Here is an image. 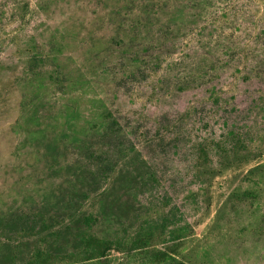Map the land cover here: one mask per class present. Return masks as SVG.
Listing matches in <instances>:
<instances>
[{
	"label": "rangeland",
	"instance_id": "374dc122",
	"mask_svg": "<svg viewBox=\"0 0 264 264\" xmlns=\"http://www.w3.org/2000/svg\"><path fill=\"white\" fill-rule=\"evenodd\" d=\"M33 54L58 59L76 86L61 94L46 80L21 108L24 85L8 84ZM108 112L157 181L135 191L149 213L119 224L106 216L100 234L132 236L146 214L189 228L184 239L51 264H264V197L239 204V216L227 204L251 168L264 171V0H0V212L55 209L60 187L69 190L62 170L77 157L65 149L50 168L53 131L74 126L81 136H62L72 146L66 137L86 141ZM200 145L210 155L201 167Z\"/></svg>",
	"mask_w": 264,
	"mask_h": 264
},
{
	"label": "trees",
	"instance_id": "16d2710c",
	"mask_svg": "<svg viewBox=\"0 0 264 264\" xmlns=\"http://www.w3.org/2000/svg\"><path fill=\"white\" fill-rule=\"evenodd\" d=\"M51 63L52 67H49L48 64ZM25 66L26 73L20 78L10 80L12 83L8 84L15 86L18 82L24 85L25 88L21 90L19 99L21 108H26L40 96L43 82L46 80L49 82L45 85L55 87L57 93L61 94L67 93L69 88L76 86L75 80L56 58L33 54L27 59ZM38 83L42 84L38 85ZM27 90L35 95L33 101L28 98ZM38 125L40 127L43 123ZM49 129L51 133L53 130ZM58 130L53 131L52 135L58 137L52 143L46 144L47 152L50 153L48 147H51L55 153L45 154V157L51 161V169L59 168L63 154L68 153L65 149H75L77 158L68 162L66 168L62 170L67 172L65 182L69 184V190L60 187L63 199L52 210L38 207L33 212L21 209L7 213L0 212V264H51L56 258L66 259L74 256L92 259L104 256L112 249L119 251L123 247H128L134 250L136 247L147 246L158 237L166 238L169 235L168 237L174 240L180 238L183 232L184 239V234L189 228L188 223H184L180 228L169 229V225L174 221L173 218L166 216L150 221L149 214H146L144 223L132 236L125 235V232L120 236L116 234L102 236L100 227L104 220L110 219L106 216H110L113 222L119 224L118 221L134 220L133 217L137 221L144 212H150V209L146 210L147 206L138 208L139 202L135 191L154 186L157 181L156 174L141 154L136 152L135 146L131 143L128 145L129 141L126 138L128 135L119 120L110 112L105 115V121L100 128L95 132L86 133L88 136L86 141L78 140V143H73L70 137H66L65 140H68L69 145L72 146L65 147L62 136H81L76 128L66 126L61 129L64 133L60 132V134ZM39 133L41 136H49L47 130L43 128ZM96 139L99 140L98 143L104 141L109 147H115V153L100 150L97 142L95 143ZM201 158L209 163V150L200 145L199 167L205 165ZM262 167L258 165L251 168L245 174V180L249 182L248 187H238L231 195L227 204L234 215L239 216L244 212L239 210V204L241 206L249 199L258 202L264 197ZM262 173L263 175L260 176ZM131 193L135 195L131 197ZM87 201L90 204L97 203L98 206L89 205L85 210L83 203ZM60 203L63 208L57 210ZM260 219L262 220L260 226L264 227V213ZM120 224L123 225V222ZM258 233L264 231L259 229ZM228 244H231L230 241ZM178 246L179 244L174 243L170 251L174 252ZM162 254L164 259L171 257L167 252Z\"/></svg>",
	"mask_w": 264,
	"mask_h": 264
}]
</instances>
